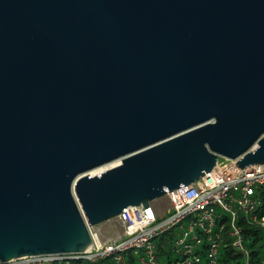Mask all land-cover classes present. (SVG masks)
Segmentation results:
<instances>
[{
    "label": "water",
    "instance_id": "obj_1",
    "mask_svg": "<svg viewBox=\"0 0 264 264\" xmlns=\"http://www.w3.org/2000/svg\"><path fill=\"white\" fill-rule=\"evenodd\" d=\"M218 158L264 164V0H0L1 263L83 253Z\"/></svg>",
    "mask_w": 264,
    "mask_h": 264
},
{
    "label": "built area",
    "instance_id": "obj_2",
    "mask_svg": "<svg viewBox=\"0 0 264 264\" xmlns=\"http://www.w3.org/2000/svg\"><path fill=\"white\" fill-rule=\"evenodd\" d=\"M261 186H264V164L239 168L236 161L223 159L199 181L167 193L170 208L164 215L158 216L151 205L124 209L114 217L124 227L123 238L100 244L90 227L92 243L83 253L33 255L0 264H72L73 260L95 261L106 257L116 264H126L129 250L139 256L141 264H158L153 240L174 227L180 229L174 244L185 256L184 264L199 263L194 248L200 247L202 241H206L208 264H216L218 249L225 239L244 264H252L237 221L242 216L248 223L264 229V215L256 211L259 205L256 190ZM222 214H226L227 220L219 224Z\"/></svg>",
    "mask_w": 264,
    "mask_h": 264
},
{
    "label": "trees",
    "instance_id": "obj_3",
    "mask_svg": "<svg viewBox=\"0 0 264 264\" xmlns=\"http://www.w3.org/2000/svg\"><path fill=\"white\" fill-rule=\"evenodd\" d=\"M259 205L256 209L259 215H264V186L256 190ZM222 218L218 219V223L226 222V214H222ZM242 229L243 240L251 254L252 264H264V229L248 223L242 216L237 221ZM227 226H225V230ZM180 232L178 227H174L167 232L157 236L154 240L155 251L158 264H184L185 256L182 252L176 250L175 239ZM226 236V233L224 234ZM206 241H202L200 247L194 248V254L199 256L198 264H208L206 256ZM126 264H141L139 256H136L132 250L126 252ZM72 264H116L111 257L101 258L95 261L86 259L73 260ZM216 264H244L242 257L229 244V240L225 239L219 249Z\"/></svg>",
    "mask_w": 264,
    "mask_h": 264
},
{
    "label": "rangeland",
    "instance_id": "obj_4",
    "mask_svg": "<svg viewBox=\"0 0 264 264\" xmlns=\"http://www.w3.org/2000/svg\"><path fill=\"white\" fill-rule=\"evenodd\" d=\"M222 160L223 158H218L219 162H222ZM150 205L158 216L164 215L170 208V203L165 196L152 201ZM91 231L95 241L100 244H108L124 237V227L115 218L92 227Z\"/></svg>",
    "mask_w": 264,
    "mask_h": 264
},
{
    "label": "bare ground",
    "instance_id": "obj_5",
    "mask_svg": "<svg viewBox=\"0 0 264 264\" xmlns=\"http://www.w3.org/2000/svg\"><path fill=\"white\" fill-rule=\"evenodd\" d=\"M224 159V158H223ZM218 161V160H217ZM117 162H114V163H111V164H108V165H105V166H101L99 168H96L94 169L91 173L92 174H97V173H100L102 172L103 170L105 169H108L109 167L113 166L114 164H116Z\"/></svg>",
    "mask_w": 264,
    "mask_h": 264
}]
</instances>
